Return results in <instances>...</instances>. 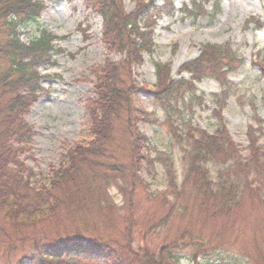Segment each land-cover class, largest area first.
<instances>
[{
	"label": "trees",
	"instance_id": "obj_1",
	"mask_svg": "<svg viewBox=\"0 0 264 264\" xmlns=\"http://www.w3.org/2000/svg\"><path fill=\"white\" fill-rule=\"evenodd\" d=\"M210 1L189 0L181 13L193 21L209 17L212 22L219 3L213 0L209 14L205 8ZM172 2L155 6L151 0L127 13L121 0H88L102 20V38L121 58L91 69L95 83L85 100L88 141L68 149L64 163L51 169L48 178L36 179L22 159L35 136L26 119L45 93L41 83L46 76L39 68L52 65L53 56L62 51L55 49L57 38L45 28L29 42L22 39L25 26L38 24L42 3L0 0V248L21 250L23 257L13 264H179L174 250L178 241L192 240L189 235L154 249L147 238L184 211L186 201L198 203L212 218L226 217L248 200L264 204V122L255 106L249 105L253 115L245 134L246 157L217 112L219 96H211L216 106L212 116L219 121L214 132L192 124L194 108L205 101L193 82L211 78L225 84L222 70L231 72L236 60L229 45L204 47L198 58L185 63L179 76L186 73L189 80L174 79L170 66L160 62L153 65L157 83L152 91L134 80L143 56L154 53L157 20L175 13ZM245 24L264 26L254 18ZM255 60L258 78L264 81V48ZM144 91L152 107L164 113L162 124L181 154L180 182L172 158L160 152L152 157L148 138L138 131L139 125H158L151 113L134 105L136 93ZM157 167L163 171L165 190L153 202L166 217L156 221L145 213L141 224L136 194L149 188L141 174L153 180ZM197 254H192V264H198Z\"/></svg>",
	"mask_w": 264,
	"mask_h": 264
},
{
	"label": "rangeland",
	"instance_id": "obj_2",
	"mask_svg": "<svg viewBox=\"0 0 264 264\" xmlns=\"http://www.w3.org/2000/svg\"><path fill=\"white\" fill-rule=\"evenodd\" d=\"M43 4L38 24L25 26L22 39L29 42L39 29H47L57 40L55 49L62 52L53 56L52 65L39 68L42 76L43 97L31 108L26 119L35 136L29 151L22 159L26 166L37 175L36 179L48 178L51 169H58L65 161L66 151L75 143L88 141L89 121L85 110V100L92 96L94 77L91 69L106 61L117 62L120 56L108 47L102 38V20L88 4V0H36ZM127 13L135 12L149 5L151 0H121ZM173 17L157 20L153 29L155 50L153 55H144L143 66L135 71L134 80L146 91H152L157 83L154 63L169 65L174 79H187L189 75L180 68L200 55L204 47L227 46L236 56L231 72L222 70L226 82L220 85L214 79L196 80L197 95L205 98L202 106L194 108L192 124L213 133L219 123L212 116L215 105L211 96H219L218 111L226 122V130L232 141L239 146L241 156L246 157V130L250 124L255 106L257 114L264 122V81L259 80L256 53L264 48V26L262 29L246 26L251 18L264 24V0H218L219 13L211 22L208 17L193 21L181 13L182 5L189 0H173ZM155 6L162 0H154ZM213 0L206 6L210 14ZM241 62H240V61ZM209 67H213L208 65ZM222 92V90H224ZM137 109L151 113L158 125H139L138 131L148 140V152L152 157L164 153L177 165V176L181 181L178 147L170 139L164 121V113L152 107L146 92H137L134 99ZM142 179L149 185L148 191L139 190L136 194L139 208V222L145 221L141 215L159 221L166 212H159L153 202L156 193L165 190L163 171L157 167L156 177L151 180L145 173ZM117 205L120 199L115 191H110ZM184 211L174 213L168 222L158 229L147 242L152 249L175 242L183 233L192 240L177 242L174 255L179 264H192V254L197 250L198 264H264V204L248 200L241 208L226 217L212 218L198 209V203L188 200ZM136 242L138 237L136 236ZM195 241L196 245H193ZM1 242V239H0ZM203 244V247L200 245ZM153 246V247H152ZM201 247V248H197ZM27 249V247H26ZM9 257L10 262H9ZM20 249L10 253L0 248V264H13L21 259Z\"/></svg>",
	"mask_w": 264,
	"mask_h": 264
}]
</instances>
